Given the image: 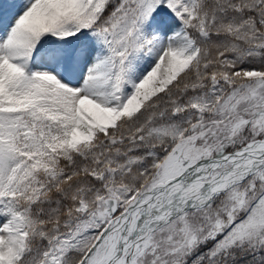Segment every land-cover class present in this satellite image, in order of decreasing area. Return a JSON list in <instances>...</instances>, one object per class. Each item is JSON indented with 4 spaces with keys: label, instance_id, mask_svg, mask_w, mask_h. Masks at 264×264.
Returning <instances> with one entry per match:
<instances>
[{
    "label": "snow or ice",
    "instance_id": "1",
    "mask_svg": "<svg viewBox=\"0 0 264 264\" xmlns=\"http://www.w3.org/2000/svg\"><path fill=\"white\" fill-rule=\"evenodd\" d=\"M0 264H264V0H0Z\"/></svg>",
    "mask_w": 264,
    "mask_h": 264
}]
</instances>
